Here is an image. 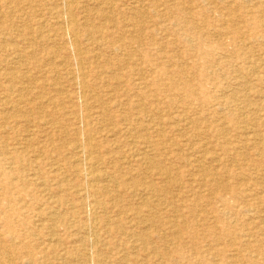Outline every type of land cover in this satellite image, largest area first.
I'll return each instance as SVG.
<instances>
[{"label":"rangeland","instance_id":"374dc122","mask_svg":"<svg viewBox=\"0 0 264 264\" xmlns=\"http://www.w3.org/2000/svg\"><path fill=\"white\" fill-rule=\"evenodd\" d=\"M0 155V264H264V0H0Z\"/></svg>","mask_w":264,"mask_h":264},{"label":"bare ground","instance_id":"6f19581e","mask_svg":"<svg viewBox=\"0 0 264 264\" xmlns=\"http://www.w3.org/2000/svg\"><path fill=\"white\" fill-rule=\"evenodd\" d=\"M64 3V2H63ZM247 3V2H246ZM65 4V3H64ZM72 4V3H71ZM84 4V3H83ZM111 4V3H110ZM69 5V4H68ZM246 5V4H245ZM109 6V5H108ZM65 12V11H64ZM68 12V11H67ZM66 12V13H67ZM233 13V12H232ZM109 15V14H108ZM62 16V15H61ZM64 16V15H63ZM74 16V15H73ZM9 18V17H8ZM65 21H66V19H64ZM72 24L75 26V21H74V19H73V17H72ZM62 22H63V20H62ZM101 23V22H100ZM78 24V23H77ZM15 26V25H14ZM44 26V25H43ZM66 26V25H65ZM64 27V26H63ZM68 28V27H67ZM63 29V28H62ZM8 30V29H7ZM67 31V30H66ZM75 33V32H74ZM88 36V35H87ZM88 38V37H87ZM90 38H92V37H90ZM75 39V38H74ZM258 39V38H257ZM91 40V39H90ZM117 43V42H116ZM240 43V42H239ZM246 44V43H245ZM18 45V44H17ZM79 46V45H78ZM247 46V45H246ZM81 51V50H80ZM79 53V52H78ZM17 58V57H16ZM81 58V57H80ZM21 59V58H20ZM81 61V60H80ZM76 65V64H75ZM77 71V70H76ZM59 73V72H58ZM82 77V76H81ZM6 82V81H5ZM10 83H12L11 81H10ZM23 83H25V82H23ZM32 89V88H31ZM183 89V88H182ZM18 90V89H17ZM21 91H23V90H21ZM225 94V93H224ZM126 96V95H125ZM21 105V104H20ZM191 121V120H190ZM187 128V127H186ZM198 136H200V135H198ZM93 140V139H92ZM195 140V139H194ZM88 141V140H87ZM89 144V143H88ZM145 145V144H144ZM95 147V146H94ZM20 148V147H19ZM78 150V149H77ZM84 150V149H83ZM141 151V150H140ZM189 151H190V149H189ZM97 152V151H96ZM154 153V152H153ZM1 156V155H0ZM5 159H7L6 158V156L4 155L3 156V158H2V160L1 161H5ZM17 159V158H16ZM36 159V158H35ZM89 159V158H88ZM91 160V159H90ZM32 161V160H31ZM200 161V160H199ZM32 164V163H31ZM95 164V163H94ZM85 167V166H84ZM95 167V166H94ZM95 169V168H94ZM98 170V169H97ZM200 170V169H199ZM206 170V169H205ZM204 170V171H205ZM258 170V169H257ZM60 171V170H59ZM206 172V171H205ZM86 174V173H85ZM92 175V174H91ZM226 176V175H225ZM111 178V177H110ZM90 180H91V178H90ZM113 181V180H112ZM115 182V181H114ZM91 183V182H90ZM95 184V183H94ZM84 185V184H83ZM136 185V184H135ZM90 188V187H89ZM95 188V187H94ZM87 189V188H86ZM95 190V189H94ZM87 192V191H86ZM141 192V191H140ZM202 195V194H201ZM6 196V195H5ZM90 198V197H89ZM88 199V198H87ZM231 201V200H230ZM229 201V202H230ZM251 204V203H250ZM242 206V205H241ZM240 206V207H241ZM203 208V207H202ZM176 210V209H175ZM94 211H96L95 209H94ZM199 211V210H198ZM204 214H207V213H204ZM177 216V215H176ZM187 216V215H186ZM193 216V215H192ZM247 216V215H246ZM245 216V217H246ZM5 218V217H4ZM155 220V219H154ZM53 221V220H52ZM90 224V223H89ZM231 224V223H230ZM182 225V224H181ZM232 225V224H231ZM234 225V224H233ZM222 226H223V224H222ZM252 226H254V225H252ZM90 227V226H89ZM225 227H227V226H225ZM261 227V226H260ZM57 228V227H56ZM85 232V231H84ZM88 232V231H87ZM87 235V234H86ZM85 235V236H86ZM99 235V234H98ZM87 236H89V235H87ZM1 238V237H0ZM91 241L93 242V245H96V244H94V243H96L97 242V235H96V232H95V230H93L92 229V231H91ZM2 239V238H1ZM55 241V240H54ZM53 241V242H54ZM91 243V242H90ZM8 244V243H7ZM13 247V246H12ZM97 247V246H96ZM14 249V248H13ZM12 250V249H11ZM14 251V250H13ZM187 251V250H186ZM192 252V251H191ZM247 253V252H246ZM3 254V253H2ZM109 254V253H108ZM244 254V253H243ZM92 255V254H91ZM245 255V254H244ZM97 256V255H96ZM1 258V257H0ZM71 258V257H70ZM89 258H90V256H89ZM95 258V257H94ZM12 261V260H11ZM44 261V260H43ZM47 261V260H46ZM109 261V260H108ZM107 261V262H108ZM13 262V261H12ZM111 262V261H110ZM89 263V262H88ZM87 264V263H86ZM105 264H107V263H105Z\"/></svg>","mask_w":264,"mask_h":264}]
</instances>
